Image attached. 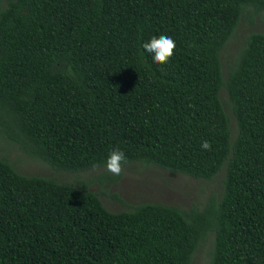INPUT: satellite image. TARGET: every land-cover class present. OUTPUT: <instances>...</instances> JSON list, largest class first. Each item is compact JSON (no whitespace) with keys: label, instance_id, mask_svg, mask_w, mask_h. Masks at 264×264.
<instances>
[{"label":"trees","instance_id":"trees-1","mask_svg":"<svg viewBox=\"0 0 264 264\" xmlns=\"http://www.w3.org/2000/svg\"><path fill=\"white\" fill-rule=\"evenodd\" d=\"M251 12L264 0H4L0 134L27 156L75 176L117 148L122 167L205 182L225 170L220 199L202 209L111 212L89 188L120 175L58 182L0 154V264H191L210 233L207 264H264V31L248 34L225 78L221 65ZM160 35L176 43L165 65L142 48Z\"/></svg>","mask_w":264,"mask_h":264},{"label":"rangeland","instance_id":"rangeland-1","mask_svg":"<svg viewBox=\"0 0 264 264\" xmlns=\"http://www.w3.org/2000/svg\"><path fill=\"white\" fill-rule=\"evenodd\" d=\"M3 4L4 0H1L0 6ZM250 16H244L241 19L235 33L221 54L224 78L226 77L228 65L244 46V41L248 34L264 31V12L258 14L251 12ZM219 97L225 105L227 103V94L224 89L220 91ZM225 112L230 120L232 139L236 131L235 120L228 108H225ZM0 154L21 174L50 177L58 182L75 183L76 181L79 182V180L87 181L103 172L109 173L105 168L80 173L78 176L56 172L33 157L27 156L17 145L1 134ZM122 168L123 171L120 174L118 183L108 186L107 184L100 185L94 182L89 188L92 192H102L100 200L106 209L111 212L128 210L135 205L143 203L175 206L184 211H188L193 207L202 209L211 198L218 201L223 190L224 166L209 182L196 180L155 167H142L139 164ZM113 194H116L121 199V202L115 201L112 198ZM212 243L213 234L210 233L197 249L191 264H207L210 259Z\"/></svg>","mask_w":264,"mask_h":264},{"label":"clouds","instance_id":"clouds-1","mask_svg":"<svg viewBox=\"0 0 264 264\" xmlns=\"http://www.w3.org/2000/svg\"><path fill=\"white\" fill-rule=\"evenodd\" d=\"M142 48L146 54L151 56L154 63L165 65L174 56L176 43L168 35L153 36L142 44ZM200 147L206 151H211L212 148L211 143L207 140L202 141ZM124 161V152L117 148L109 153L107 160L104 162V167L107 172L118 176L123 171L122 162Z\"/></svg>","mask_w":264,"mask_h":264}]
</instances>
